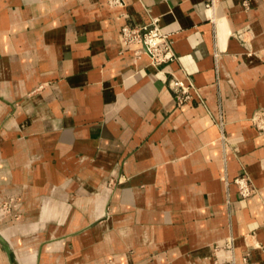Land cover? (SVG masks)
I'll return each instance as SVG.
<instances>
[{
	"label": "crops",
	"instance_id": "0c3cea01",
	"mask_svg": "<svg viewBox=\"0 0 264 264\" xmlns=\"http://www.w3.org/2000/svg\"><path fill=\"white\" fill-rule=\"evenodd\" d=\"M152 18L162 67L119 38ZM0 91L19 264H264V0H0Z\"/></svg>",
	"mask_w": 264,
	"mask_h": 264
},
{
	"label": "built area",
	"instance_id": "2783aa9c",
	"mask_svg": "<svg viewBox=\"0 0 264 264\" xmlns=\"http://www.w3.org/2000/svg\"><path fill=\"white\" fill-rule=\"evenodd\" d=\"M112 6L123 5L124 0H108ZM215 0H211V4ZM120 42L124 49H130L139 46L136 53L148 56L150 64L156 67H162L176 59V52L173 46V40L170 34L164 30L160 24L159 18L152 20L145 25L122 26L119 34ZM171 86L176 93L179 105L183 107L191 98L190 86L185 84L177 76L173 74ZM257 129L264 133V108L256 110L252 116ZM239 192L243 199L251 194L249 180L245 177L236 180Z\"/></svg>",
	"mask_w": 264,
	"mask_h": 264
},
{
	"label": "rangeland",
	"instance_id": "374dc122",
	"mask_svg": "<svg viewBox=\"0 0 264 264\" xmlns=\"http://www.w3.org/2000/svg\"><path fill=\"white\" fill-rule=\"evenodd\" d=\"M34 92H27V94H34ZM4 96L0 91V100H3ZM9 99V98H8ZM11 101V110L7 114L14 115L19 108H22L26 111L32 110L34 112V108L31 107V103H28V98L20 97L9 99ZM29 106V107H28ZM4 122L0 123V131L4 128ZM10 192L4 188V186H0V264H19L20 259L23 258V252L21 249L24 245H17L16 238L22 237L23 242L27 243L28 235L27 234H13L11 235L9 231V226L11 221L9 220L7 215L14 211V203L10 201L9 194ZM34 205V204H33ZM7 231V232H6ZM19 242V241H18ZM20 243V242H19ZM12 244L11 251L8 252L5 246ZM26 247V245H25Z\"/></svg>",
	"mask_w": 264,
	"mask_h": 264
},
{
	"label": "water",
	"instance_id": "95a60500",
	"mask_svg": "<svg viewBox=\"0 0 264 264\" xmlns=\"http://www.w3.org/2000/svg\"><path fill=\"white\" fill-rule=\"evenodd\" d=\"M5 248H6V250H7L8 252L11 251V246H10V245H7V244H6Z\"/></svg>",
	"mask_w": 264,
	"mask_h": 264
}]
</instances>
